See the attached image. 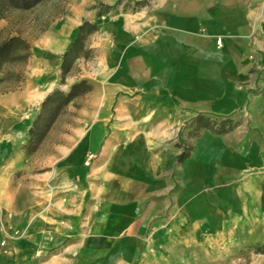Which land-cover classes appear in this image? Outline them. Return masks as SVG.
<instances>
[{"label":"crops","instance_id":"crops-1","mask_svg":"<svg viewBox=\"0 0 264 264\" xmlns=\"http://www.w3.org/2000/svg\"><path fill=\"white\" fill-rule=\"evenodd\" d=\"M80 24L48 37L23 87L0 92V264L183 259L189 243L264 208V0H149L100 16L81 63L94 89L80 138L31 172L32 113ZM205 118L233 127L217 133ZM11 227L21 235L7 238Z\"/></svg>","mask_w":264,"mask_h":264},{"label":"rangeland","instance_id":"rangeland-1","mask_svg":"<svg viewBox=\"0 0 264 264\" xmlns=\"http://www.w3.org/2000/svg\"><path fill=\"white\" fill-rule=\"evenodd\" d=\"M147 1L149 0H132V2L128 0H46L43 4L28 11L11 10L5 18L0 20V41L12 36H20L30 43L32 51L25 64L16 62L0 66V92L23 87V82L30 69L38 68L42 64V59L39 57L47 52L48 37L58 38L62 33L58 32L61 28L77 22H81L80 26L87 22L96 30L86 42V52L72 64V69L63 81V71L60 65L58 66L54 86L50 93L54 90L66 92L74 82L82 79L90 81L88 78L81 77V63L82 60L91 61L94 58V51L89 48V45L98 32L99 17L115 9H136L141 6V3ZM62 43V49L65 52L71 42L65 39ZM90 102L89 97L85 95L74 100L57 118L58 120L49 129L37 149L30 154L24 151L30 162L31 172L32 170L36 173L46 172L51 162L60 157L80 138L77 135V131L82 127L80 113L84 106L90 105ZM40 106L41 104L33 111V120L39 113ZM27 174L28 172L19 170L15 175L16 185L14 186L24 199L31 195L28 186L30 179ZM45 187L49 193L55 189L49 183ZM19 205L22 207L23 200ZM251 210L241 218L240 222L227 224L225 232L208 233L204 237L205 240L189 243L187 246L189 256L186 258L169 259L158 262V264H264V208L258 209L257 212ZM12 218L11 213L6 215V219ZM6 228H9L8 224ZM10 230L11 233H8L7 238L18 237L22 232L20 228L11 227ZM160 250L161 248L157 251ZM154 251V248L149 249L151 254Z\"/></svg>","mask_w":264,"mask_h":264},{"label":"trees","instance_id":"trees-1","mask_svg":"<svg viewBox=\"0 0 264 264\" xmlns=\"http://www.w3.org/2000/svg\"><path fill=\"white\" fill-rule=\"evenodd\" d=\"M46 0H0V20L5 18L11 10L28 11L38 5L43 4ZM142 4V3H141ZM126 10V9H125ZM96 28L85 22L78 29L77 34L71 41L69 47L64 52L60 67L63 71L62 81L72 69V64L84 55L86 52V42ZM31 45L20 36H12L9 39L0 41V66L7 63H27L31 55ZM93 84L82 79L74 82L69 89L54 90L42 101L39 113L34 118L32 125L28 129L25 138V144L22 146L27 154H30L43 142L47 132L52 125L58 120L61 113L74 102L77 98L83 97L93 91ZM210 119V118H209ZM202 120V118L200 119ZM199 120V121H200ZM211 121V123H210ZM211 125H210V124ZM202 128L210 125V129L217 133H223L233 127V120L230 118L222 119H203L200 123ZM200 130H197L199 132ZM29 151V152H28ZM185 154L179 159L185 158Z\"/></svg>","mask_w":264,"mask_h":264},{"label":"built area","instance_id":"built-area-1","mask_svg":"<svg viewBox=\"0 0 264 264\" xmlns=\"http://www.w3.org/2000/svg\"><path fill=\"white\" fill-rule=\"evenodd\" d=\"M220 43H221V41H218V42H217V44H218L219 46L221 45ZM93 158H94V156H93V155H90L89 158H88V160L86 161V164L88 165L89 162H90ZM5 244H6V241L3 240V241H2V245H5Z\"/></svg>","mask_w":264,"mask_h":264},{"label":"bare ground","instance_id":"bare-ground-1","mask_svg":"<svg viewBox=\"0 0 264 264\" xmlns=\"http://www.w3.org/2000/svg\"><path fill=\"white\" fill-rule=\"evenodd\" d=\"M71 28V27H70ZM58 32H60V31H58ZM61 38H63V37H61ZM59 51V50H58ZM51 58V57H50ZM54 58V57H53ZM56 58V57H55Z\"/></svg>","mask_w":264,"mask_h":264}]
</instances>
